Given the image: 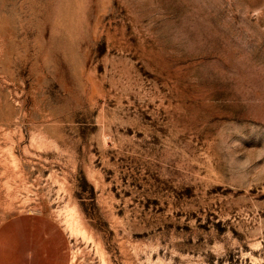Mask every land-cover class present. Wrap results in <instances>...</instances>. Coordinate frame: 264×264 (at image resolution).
<instances>
[{
  "label": "rangeland",
  "instance_id": "374dc122",
  "mask_svg": "<svg viewBox=\"0 0 264 264\" xmlns=\"http://www.w3.org/2000/svg\"><path fill=\"white\" fill-rule=\"evenodd\" d=\"M0 264H264V0H0Z\"/></svg>",
  "mask_w": 264,
  "mask_h": 264
}]
</instances>
